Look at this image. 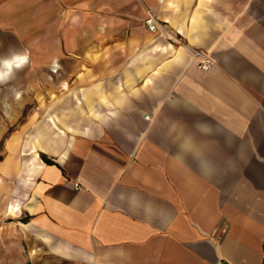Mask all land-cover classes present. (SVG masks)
<instances>
[{
  "label": "crops",
  "instance_id": "0c3cea01",
  "mask_svg": "<svg viewBox=\"0 0 264 264\" xmlns=\"http://www.w3.org/2000/svg\"><path fill=\"white\" fill-rule=\"evenodd\" d=\"M1 1L0 264H264V0Z\"/></svg>",
  "mask_w": 264,
  "mask_h": 264
},
{
  "label": "clouds",
  "instance_id": "9594fccd",
  "mask_svg": "<svg viewBox=\"0 0 264 264\" xmlns=\"http://www.w3.org/2000/svg\"><path fill=\"white\" fill-rule=\"evenodd\" d=\"M31 54L28 49L15 50L10 48L8 53L5 55H0V86H5L14 81L17 74L24 71L30 66ZM50 70H58V61L55 59L50 65ZM15 91V90H14ZM17 99L20 93H15Z\"/></svg>",
  "mask_w": 264,
  "mask_h": 264
},
{
  "label": "built area",
  "instance_id": "2783aa9c",
  "mask_svg": "<svg viewBox=\"0 0 264 264\" xmlns=\"http://www.w3.org/2000/svg\"><path fill=\"white\" fill-rule=\"evenodd\" d=\"M146 24H147L148 29L151 30L152 32L159 31L160 23L158 22L157 18H155L153 15H150L146 19ZM193 55L200 68L210 69L217 63V61L213 58L211 53L208 51L195 48L193 49Z\"/></svg>",
  "mask_w": 264,
  "mask_h": 264
},
{
  "label": "trees",
  "instance_id": "16d2710c",
  "mask_svg": "<svg viewBox=\"0 0 264 264\" xmlns=\"http://www.w3.org/2000/svg\"><path fill=\"white\" fill-rule=\"evenodd\" d=\"M43 159L48 162V163H55L54 160H52L51 158H48L46 155H43Z\"/></svg>",
  "mask_w": 264,
  "mask_h": 264
},
{
  "label": "rangeland",
  "instance_id": "374dc122",
  "mask_svg": "<svg viewBox=\"0 0 264 264\" xmlns=\"http://www.w3.org/2000/svg\"><path fill=\"white\" fill-rule=\"evenodd\" d=\"M1 6H3V2H2V1L0 2V7H1Z\"/></svg>",
  "mask_w": 264,
  "mask_h": 264
}]
</instances>
